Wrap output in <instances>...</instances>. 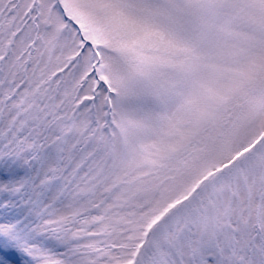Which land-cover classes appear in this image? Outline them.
<instances>
[{
  "label": "snow or ice",
  "instance_id": "6c2138e0",
  "mask_svg": "<svg viewBox=\"0 0 264 264\" xmlns=\"http://www.w3.org/2000/svg\"><path fill=\"white\" fill-rule=\"evenodd\" d=\"M0 264H264V0H0Z\"/></svg>",
  "mask_w": 264,
  "mask_h": 264
}]
</instances>
